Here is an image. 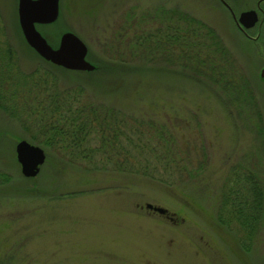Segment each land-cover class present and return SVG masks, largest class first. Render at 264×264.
Segmentation results:
<instances>
[{
  "label": "rangeland",
  "instance_id": "rangeland-1",
  "mask_svg": "<svg viewBox=\"0 0 264 264\" xmlns=\"http://www.w3.org/2000/svg\"><path fill=\"white\" fill-rule=\"evenodd\" d=\"M11 1L0 0V36L13 47L17 67L46 69L70 95L80 87L101 112L126 115L150 136L162 134L159 149L174 156V168L135 173L139 148L135 158L120 156L127 160L120 169L113 161L93 170L65 157L71 144L60 147L55 138L49 144L45 131L0 110V172L8 174L0 186V264H264V204L261 215L245 223L241 218L253 212L235 208L237 184L230 179L245 172L264 189V83L258 76L264 50L255 52L238 36L227 10L217 0H60L57 21L37 27L53 46L68 30L86 43L95 67L76 71L56 67L26 44ZM172 6L221 37L233 59L226 82L169 64L165 55L141 57L136 49L125 67L108 75L110 62L129 55L134 30L157 26ZM124 129L130 128L120 124L118 133ZM22 138L45 151L31 178L22 176L15 157ZM146 203L164 206L175 221Z\"/></svg>",
  "mask_w": 264,
  "mask_h": 264
},
{
  "label": "trees",
  "instance_id": "trees-1",
  "mask_svg": "<svg viewBox=\"0 0 264 264\" xmlns=\"http://www.w3.org/2000/svg\"><path fill=\"white\" fill-rule=\"evenodd\" d=\"M163 11L157 17V26L149 28L141 25L137 31L134 30L127 44L130 53L136 49L141 57L147 59L155 54L165 55L164 58L169 64L177 61L212 81L226 82V76L231 73L233 59L216 30L176 6L167 10L164 8ZM130 53L124 55L122 52L124 56L118 61L108 62L107 74L110 75L114 68L125 67L127 64L124 59L130 60L134 56ZM14 56L13 50L0 36V110L7 118L16 120L28 129L45 131L49 144L51 138H55L60 147L71 144L70 147H74L64 153L65 157L70 158V161H81L93 170L113 161L120 169L123 162L127 161H121V155H132L135 158L136 154L140 159L136 163L139 167L135 164V173L153 176L157 171L163 170V173H167L174 168V156L166 148L165 152L159 149L162 134L150 136V133H144L145 129H141V124L128 119L126 115L120 117L116 115L117 112L106 111H102V114L97 106L85 101L88 96L85 93L84 97L81 95L82 88L76 87L70 95L66 89L57 86V76L54 73L46 69H33L25 73L17 67ZM235 90L243 92L239 87ZM117 122L130 129L118 133L120 124ZM33 134L32 139L36 140L38 135ZM95 140L100 145L92 146L91 143ZM139 142L144 144L140 146L137 144ZM151 143V150L144 151V145ZM128 145L133 147V151L127 150ZM139 148L141 151L134 154ZM7 175L4 171L0 172V186L6 184L4 182L8 180ZM247 178L245 172L236 171L230 175L231 182L237 184L236 189H233L236 195L235 208L253 212L250 217L241 218L251 225L261 215L259 211L264 204V189L257 180ZM235 200L232 199L233 206ZM232 201L230 200L231 204Z\"/></svg>",
  "mask_w": 264,
  "mask_h": 264
},
{
  "label": "water",
  "instance_id": "water-1",
  "mask_svg": "<svg viewBox=\"0 0 264 264\" xmlns=\"http://www.w3.org/2000/svg\"><path fill=\"white\" fill-rule=\"evenodd\" d=\"M17 6L16 13L21 34L24 36L26 44L31 46L37 55L55 65H61L67 70L90 71L94 69L95 65L86 58V43L74 32L70 30L60 32L58 43L53 46L47 42L46 36L39 31L38 24L54 23L59 17L57 0H17ZM14 150L22 176L34 177L39 171V166L45 160L44 149L22 138L14 144ZM145 205L158 214H166L164 206H155L151 203Z\"/></svg>",
  "mask_w": 264,
  "mask_h": 264
},
{
  "label": "flooded vegetation",
  "instance_id": "flooded-vegetation-1",
  "mask_svg": "<svg viewBox=\"0 0 264 264\" xmlns=\"http://www.w3.org/2000/svg\"><path fill=\"white\" fill-rule=\"evenodd\" d=\"M59 2L60 0H57V4L60 6ZM217 3L220 6H222L225 10H227V15L230 16V18L232 19V23L236 27L237 30L236 33L238 34V36H240V38H244L246 42H248L249 45L252 46V49H254L255 52L263 51L264 50V0H217ZM10 4L11 6L14 7L15 14L17 15L16 13L18 9L17 0H12ZM7 44L13 50L14 53L13 47H11L9 43ZM14 57L17 59L16 62L17 65L18 58L16 56ZM40 57L43 58L42 56ZM49 63L55 65L50 61ZM59 66L56 65V67ZM258 76L262 79V82L264 83V57H263V63L260 65V71H258ZM220 212L222 211H219V213ZM165 215L167 218H170L171 220L175 221L176 219L174 217V214L167 213Z\"/></svg>",
  "mask_w": 264,
  "mask_h": 264
},
{
  "label": "bare ground",
  "instance_id": "bare-ground-1",
  "mask_svg": "<svg viewBox=\"0 0 264 264\" xmlns=\"http://www.w3.org/2000/svg\"><path fill=\"white\" fill-rule=\"evenodd\" d=\"M58 19V18H57ZM57 19H56V21H57Z\"/></svg>",
  "mask_w": 264,
  "mask_h": 264
}]
</instances>
